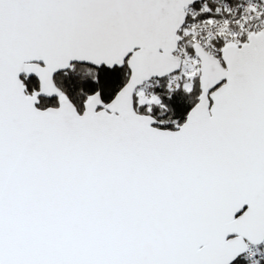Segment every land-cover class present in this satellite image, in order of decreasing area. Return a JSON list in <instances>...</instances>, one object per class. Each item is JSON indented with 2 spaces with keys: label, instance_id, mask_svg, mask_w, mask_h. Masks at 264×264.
Here are the masks:
<instances>
[{
  "label": "snow or ice",
  "instance_id": "snow-or-ice-1",
  "mask_svg": "<svg viewBox=\"0 0 264 264\" xmlns=\"http://www.w3.org/2000/svg\"><path fill=\"white\" fill-rule=\"evenodd\" d=\"M0 264H264V0H0Z\"/></svg>",
  "mask_w": 264,
  "mask_h": 264
}]
</instances>
